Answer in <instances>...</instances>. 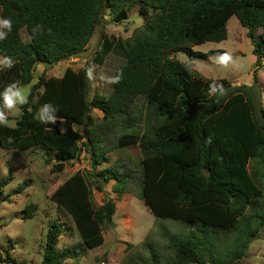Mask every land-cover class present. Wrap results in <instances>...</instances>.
Here are the masks:
<instances>
[{"label": "trees", "instance_id": "obj_1", "mask_svg": "<svg viewBox=\"0 0 264 264\" xmlns=\"http://www.w3.org/2000/svg\"><path fill=\"white\" fill-rule=\"evenodd\" d=\"M127 1L141 3L145 23L129 38L104 40L95 62L102 64L105 56L120 52L125 62L114 75L122 72L123 78L108 95L90 97L87 67H68L60 77L43 74L32 84L34 69L38 63L54 65L76 56L102 24L107 9L116 13L117 22L128 18L124 5L115 0H0V17L13 22L7 39L0 41V55L15 61L11 69L0 67V92L14 81L31 84L29 102L15 125H0V147L23 152L42 148L46 162L52 163L54 155L53 172L64 171L83 151L90 152V169L67 178L52 199L68 210L84 244L94 248L103 242V224L112 223L117 205L108 199L97 207L93 188L104 191L114 180L112 190L121 196L129 184L128 172L118 167L98 170L109 160L103 141L114 136L121 149L138 146L141 197L157 217L187 227L185 234L168 237L171 254L164 259L149 247L147 263L238 264L264 230V126L255 115L250 86L207 78L192 72L189 64L196 56L221 52L194 48L227 39L228 20L236 15L253 42L255 65H264V0ZM36 25L43 31L33 35ZM24 29L28 41L22 36ZM178 52L191 60L181 62L175 57ZM213 82L223 85L224 95H209ZM140 97L147 101L143 117L134 109ZM44 103L58 107L55 125L34 119ZM94 108L103 112L100 124L91 114ZM85 125L87 141L81 142ZM12 180V175L0 179V201H10L31 184L26 179L5 194ZM37 208L28 204L25 217H33ZM62 231L57 221L49 225L42 264H64L76 256L58 247ZM0 260L28 264L9 251Z\"/></svg>", "mask_w": 264, "mask_h": 264}, {"label": "rangeland", "instance_id": "obj_2", "mask_svg": "<svg viewBox=\"0 0 264 264\" xmlns=\"http://www.w3.org/2000/svg\"><path fill=\"white\" fill-rule=\"evenodd\" d=\"M115 1L117 5H124L128 18L117 22L116 13L107 9L102 24L97 27L84 50L54 65L38 63L34 69L35 79L32 84L43 74L60 77L68 67L79 70L94 66L96 79L90 81V97L95 93L103 95L111 93L113 85L101 82L99 76L100 74L114 76L116 69L125 62V59L118 51L105 56L102 64L95 62V57L100 52L105 39L129 38L145 23L140 2L136 1L131 5L127 0ZM227 29V39L221 42H206L195 46L194 49L202 53L227 51L241 67L238 69L232 68L231 65L228 68L220 67L215 63L218 54H209L207 57L196 56L193 59L194 64H189L190 69L192 72L198 71L207 78H226L233 86L245 84L251 87L257 81L262 87L264 107V65L258 67L255 65L254 45L247 36V29L241 25L236 15L228 20ZM22 36L25 41L30 40L25 29L22 30ZM175 57L183 63L191 60L190 55L185 52H178ZM27 86L30 90L31 84ZM134 109L135 114L143 117L146 114L147 101L143 97L138 98L134 103ZM19 114L20 111L15 115L9 114V119L15 120L16 123ZM91 114L96 124L102 122L101 110L94 108ZM140 125L144 130L142 118ZM87 127V125L81 127V142L87 141L85 135ZM109 141H103L109 160L99 165L98 170L110 166L118 167L122 172H128L129 184L127 191L121 196L112 190L114 180L104 185V191L93 188V200L97 207L102 206L108 199H113L117 205L112 223L103 224V242L94 248H88L84 244L71 214L52 199L54 191L67 178L78 171L86 172L90 169V152L83 151L80 159L68 163L64 171L53 172L52 163L56 161L54 155H50L52 163L46 162L47 155L42 148L23 152L4 150L0 147V179L9 175L13 177L4 189V193H12L24 180H31L30 186L23 192L12 195L10 201H0V255L3 258L9 251L20 261L42 264L47 230L54 221L65 229L59 236L58 247L76 252V256L67 259L64 264H148L149 247L161 254L162 259L165 255L171 254L168 237L185 234L186 224L157 217L141 197L143 175L138 146L121 149L116 146L114 136H111ZM30 203L37 204L38 208L33 217L26 218L24 209ZM237 263L264 264V230L253 240L244 257ZM0 264L6 263L0 260Z\"/></svg>", "mask_w": 264, "mask_h": 264}, {"label": "clouds", "instance_id": "obj_3", "mask_svg": "<svg viewBox=\"0 0 264 264\" xmlns=\"http://www.w3.org/2000/svg\"><path fill=\"white\" fill-rule=\"evenodd\" d=\"M13 22L11 18L0 17V41L6 40L8 34L12 31ZM41 25H36L33 28V35L37 32H42ZM49 34L51 30L49 29ZM215 63L223 68H228L231 65L232 68L238 69L241 65L232 54L225 51L221 52L215 57ZM15 64V61L9 56L0 57V67L4 69H11ZM86 77L89 81H95L94 66H89L86 70ZM123 78V73L119 72L114 76H105L100 74L99 80L109 85L119 84ZM219 92L222 96L225 94L223 85L213 82L209 85V95H213ZM30 90L27 85H22L19 81L9 83L2 92H0V125L11 126L15 124V120L9 119V114H17L20 109L28 104ZM58 107L52 103H44L35 113L34 119L42 125H55L59 117L57 112Z\"/></svg>", "mask_w": 264, "mask_h": 264}, {"label": "water", "instance_id": "obj_4", "mask_svg": "<svg viewBox=\"0 0 264 264\" xmlns=\"http://www.w3.org/2000/svg\"><path fill=\"white\" fill-rule=\"evenodd\" d=\"M252 101L254 104L255 115L258 121L264 126V107H263V92L262 87L257 81L249 89Z\"/></svg>", "mask_w": 264, "mask_h": 264}]
</instances>
